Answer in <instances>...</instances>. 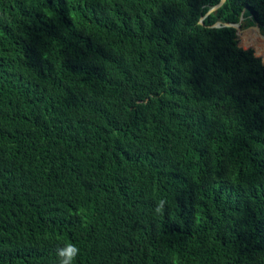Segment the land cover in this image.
<instances>
[{"label": "trees", "instance_id": "1", "mask_svg": "<svg viewBox=\"0 0 264 264\" xmlns=\"http://www.w3.org/2000/svg\"><path fill=\"white\" fill-rule=\"evenodd\" d=\"M218 2L0 0V264H264V39L214 26L264 0Z\"/></svg>", "mask_w": 264, "mask_h": 264}, {"label": "clouds", "instance_id": "2", "mask_svg": "<svg viewBox=\"0 0 264 264\" xmlns=\"http://www.w3.org/2000/svg\"><path fill=\"white\" fill-rule=\"evenodd\" d=\"M162 203L163 201H161ZM55 255L56 264H75L80 255V248L74 243H65L63 246L57 247Z\"/></svg>", "mask_w": 264, "mask_h": 264}, {"label": "water", "instance_id": "3", "mask_svg": "<svg viewBox=\"0 0 264 264\" xmlns=\"http://www.w3.org/2000/svg\"><path fill=\"white\" fill-rule=\"evenodd\" d=\"M224 2H225V0H219V2H218L217 4L211 6V7L207 10L206 15H208V14H210V13H213V12H216L217 9H218V8H219ZM204 17H205V15L201 17V19H200V22H201V23H203V18H204ZM241 19H242V18H241ZM241 19H240V21H241ZM214 26H216V27H219V26H231V27H234L237 31L241 30V28H240V23H239V22H238V23H224V22H221V21H217V22H215ZM251 27H255V28H256L257 30H259V31L261 30L259 24H254V25L251 26Z\"/></svg>", "mask_w": 264, "mask_h": 264}, {"label": "rangeland", "instance_id": "4", "mask_svg": "<svg viewBox=\"0 0 264 264\" xmlns=\"http://www.w3.org/2000/svg\"><path fill=\"white\" fill-rule=\"evenodd\" d=\"M251 26H253V24H251L248 20H245L244 18L241 19V21H240L241 30L251 28ZM260 32L264 35V29H261ZM241 44H242V42H241ZM243 47L247 48L248 46L243 45ZM249 47H251V46H249ZM261 56H262V58H264V55H261Z\"/></svg>", "mask_w": 264, "mask_h": 264}, {"label": "bare ground", "instance_id": "5", "mask_svg": "<svg viewBox=\"0 0 264 264\" xmlns=\"http://www.w3.org/2000/svg\"><path fill=\"white\" fill-rule=\"evenodd\" d=\"M250 29L254 32L255 35L264 39V35L259 30H257L255 27H251ZM239 31H241V30H239Z\"/></svg>", "mask_w": 264, "mask_h": 264}]
</instances>
